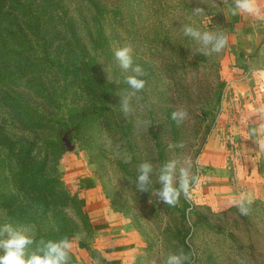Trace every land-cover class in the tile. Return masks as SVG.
<instances>
[{
  "label": "rangeland",
  "instance_id": "1",
  "mask_svg": "<svg viewBox=\"0 0 264 264\" xmlns=\"http://www.w3.org/2000/svg\"><path fill=\"white\" fill-rule=\"evenodd\" d=\"M42 1L74 56H97L117 98L58 156L45 144L53 129L22 111L26 105L16 107L17 94L0 86V224L33 225L37 244L68 237L74 245L70 264H110L112 246L130 249L121 256L128 264H162L180 251L190 256L189 264H264V151L258 138L245 139L247 94L236 83L254 44L238 40L233 24L212 17V6L223 0H94L101 11L91 0ZM197 7L205 15L196 14ZM6 23L0 35L15 30ZM185 26L223 33L228 44L214 53L185 35ZM103 38L100 52L95 42ZM2 42L0 65L13 59V49ZM128 45L146 84L131 96L132 111L125 114L132 73L120 68L115 51ZM181 108L188 116L177 125L171 113ZM173 159L177 176L190 160L199 177L176 206L155 196L160 169ZM144 162L153 171L149 191L140 192L136 176ZM86 178L95 186L88 187ZM241 193L252 201L246 216L228 204ZM104 222L108 226L98 228Z\"/></svg>",
  "mask_w": 264,
  "mask_h": 264
},
{
  "label": "trees",
  "instance_id": "2",
  "mask_svg": "<svg viewBox=\"0 0 264 264\" xmlns=\"http://www.w3.org/2000/svg\"><path fill=\"white\" fill-rule=\"evenodd\" d=\"M91 1L101 11L99 3ZM211 11L212 17L230 25L243 21L242 14L232 16L223 3L215 4ZM8 20L15 30L0 38L5 50L13 49L9 51L13 59L0 65V86L17 94L13 98L16 107L26 105L25 109L20 107L22 111L53 129L45 144L62 156L94 119L106 113L108 104L117 98V87L106 79L97 56H74L73 47L59 39L50 7L42 0H0V26L7 28ZM104 43L105 38L95 42L96 50H104ZM31 93L43 104L31 102ZM220 96L217 94L218 100ZM212 128V124L207 125L205 134ZM85 181L88 187L95 186L91 178ZM107 226L104 222L98 228Z\"/></svg>",
  "mask_w": 264,
  "mask_h": 264
},
{
  "label": "clouds",
  "instance_id": "3",
  "mask_svg": "<svg viewBox=\"0 0 264 264\" xmlns=\"http://www.w3.org/2000/svg\"><path fill=\"white\" fill-rule=\"evenodd\" d=\"M232 16L247 14L256 17L258 20H264V8L260 6V0H223ZM195 13L205 15L203 7H197ZM185 35L195 37L205 48L211 45V51L221 52L228 44V37L223 33L204 31L200 32L191 26H185L183 29ZM133 49L130 45L116 49L115 58L121 69L129 71L132 74L127 75L126 83L133 90L127 98L123 100V111L128 114L132 111L129 105V99L135 93L142 91L146 81L143 77L145 72L139 65L133 64ZM109 79H111L109 77ZM186 109H177L171 113V119L180 125L187 118ZM253 135H257L254 131ZM257 146L264 151V137L258 138ZM174 145H169L173 147ZM182 147V145H175ZM199 166V161H196ZM186 166L179 168L177 176L178 161L173 159L163 164L160 169L158 180L161 187L155 191V196L165 205L176 206L183 194L186 198L190 196V189L196 183H199V177L191 171L192 162L185 161ZM153 171V165L149 162L141 163L137 169L136 186L140 192L149 191L150 173ZM251 199L244 193L233 197L228 201L230 206L238 209L241 215H248L250 212ZM0 212V215H3ZM36 230L31 224H25L17 227L12 223L6 222L0 224V264H70L71 253L73 250V241L68 237L59 240L40 239L37 244ZM36 244V248L31 247ZM190 256L183 251L179 253H170L164 259L162 264H189ZM151 264H156L153 259Z\"/></svg>",
  "mask_w": 264,
  "mask_h": 264
},
{
  "label": "crops",
  "instance_id": "4",
  "mask_svg": "<svg viewBox=\"0 0 264 264\" xmlns=\"http://www.w3.org/2000/svg\"><path fill=\"white\" fill-rule=\"evenodd\" d=\"M260 6L264 8V0H260ZM243 21L235 23L238 29V40L254 44L248 52V64L245 72L237 76L238 90L247 94L243 106L247 109L249 118H246L245 139L255 140L263 136L264 132V20H258L254 16L242 14ZM247 51V50H246ZM246 51L244 53L247 56ZM246 99V100H245ZM257 135H253V132ZM216 164L218 159L211 160ZM125 246H112L108 252L110 264H128L127 259L121 256L127 255Z\"/></svg>",
  "mask_w": 264,
  "mask_h": 264
}]
</instances>
